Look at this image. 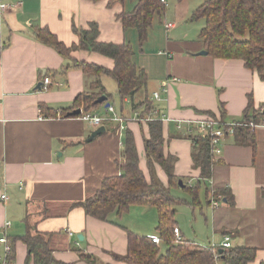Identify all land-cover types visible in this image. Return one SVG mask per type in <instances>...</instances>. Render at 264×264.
<instances>
[{"label":"crops","instance_id":"crops-1","mask_svg":"<svg viewBox=\"0 0 264 264\" xmlns=\"http://www.w3.org/2000/svg\"><path fill=\"white\" fill-rule=\"evenodd\" d=\"M109 1L0 0V237L7 238L16 264H34L27 262L28 248L22 241L28 234L42 235L58 264H123L115 256L127 252L126 231L158 237L146 231L151 221L148 216L157 218L158 224L153 207L133 206L106 222L88 216L80 205L101 188L105 179L121 175L126 129L134 134L140 168L151 181L144 147V139L149 138L146 120L138 119L141 110L134 111L132 105L129 112L121 107L115 114L118 88L116 93L107 92L113 116L101 115L100 109L107 110L105 103L90 112L102 119L98 127L84 121L81 114L69 118L60 114L87 93L91 83L100 81L103 87L102 77H106L86 75L73 67L75 63L111 70L114 61L83 50L64 58L35 38L37 29L46 27L67 47L79 45L73 26L87 29L94 22L99 26L100 42L130 43L127 33L134 29L125 31L118 19L126 11L125 3L109 6ZM2 5L6 9H1ZM167 24L176 29L175 23H166L165 28ZM202 51L206 50L200 41H169L157 57L145 49L138 57L134 51L133 61L146 74L145 96L155 107L152 117L164 119V154L177 158L174 173L183 182L181 188L203 183L209 190L206 195L202 187L197 206L191 205L192 197L185 190V204L204 215L205 202L212 230L220 240L213 244L222 243L229 235L232 247L258 250L251 264H264V123L255 129L254 147L237 143L233 135L222 140V155L215 161L212 177L205 181L200 170L193 167L190 139L200 136L197 125L201 121L238 123L250 101L251 113L264 110V82L242 61L199 55ZM45 77L53 82L46 90L38 87ZM165 83L167 92L161 89ZM155 93L160 94V101L154 99ZM120 101L131 104L129 98ZM41 105L55 110L57 117H45ZM101 126L106 131L87 142ZM155 174L168 185L167 175L158 165ZM219 190L228 192L230 201L215 196ZM2 195L7 200L2 201ZM212 201L218 206L213 207ZM131 215H136L141 226L130 223ZM176 227L188 240L177 221ZM4 252L0 243V257Z\"/></svg>","mask_w":264,"mask_h":264},{"label":"trees","instance_id":"trees-1","mask_svg":"<svg viewBox=\"0 0 264 264\" xmlns=\"http://www.w3.org/2000/svg\"><path fill=\"white\" fill-rule=\"evenodd\" d=\"M99 1V0H93ZM133 9L122 12L118 19L125 31L134 29L137 32L140 46L148 38L155 17L165 12L163 0H132ZM182 1V0H178ZM126 0L109 1V6L115 3L124 4ZM205 21V26L199 34V41L210 56L221 60H239L245 67L255 72L264 82V0H206L192 14L191 21ZM80 42L79 45L67 47L48 28H39L35 38L40 43L54 48L64 58H69L77 50L92 51L112 59L113 69H107L95 64L75 63L86 75L95 77L106 76L115 80L118 95L121 100L129 98L134 111L141 110L138 119H145L149 131V138L144 139V147L148 168L151 173L149 182L140 168L139 154L132 131L126 129L124 135L123 161L120 164L121 175L107 178L101 188L84 203L80 204L86 214L95 219L109 222L111 216H122L133 206L153 207L157 211L158 224L156 234L160 244L153 242L152 237L144 236L132 231L127 232V252L124 256H115L123 264H217L214 254L209 247L183 239L175 242L176 206L184 200L173 195L174 189L181 187L179 178L174 173L177 158L164 154L165 137L163 135L164 122L161 116H153L155 107L146 97L142 102L134 103V95L146 87L147 77L133 61L134 50L130 43L113 44L98 40L99 26L90 23L87 29L73 26ZM133 93V94H132ZM110 95L102 87L100 81L90 84L89 91L79 95L73 106L60 111L62 118L71 117L70 114L78 109L90 113L98 104L101 96ZM252 102L246 110L244 118L238 123H264V110L251 113ZM41 112L47 118L57 117V112L45 105H41ZM214 117V116H213ZM225 118V113H222ZM227 123L225 121H222ZM241 145L255 146V130L237 128L233 135ZM193 167L201 172V180L212 177L213 168L217 164L211 155L210 139L201 136L191 137ZM219 163V162H218ZM164 170L168 178V185L164 186L155 174V166ZM205 188L199 183L196 186L185 187L191 195L192 206L199 204V195ZM225 190L215 192V196L226 197ZM22 241L27 245V262L34 264H58L50 249L49 242L40 234L24 236ZM258 250L249 247H232L221 252V264H251L255 261Z\"/></svg>","mask_w":264,"mask_h":264},{"label":"rangeland","instance_id":"rangeland-1","mask_svg":"<svg viewBox=\"0 0 264 264\" xmlns=\"http://www.w3.org/2000/svg\"><path fill=\"white\" fill-rule=\"evenodd\" d=\"M166 9L165 12L161 14L160 17H155L152 28L149 31V35L147 41L140 46L138 36L136 34V30L127 33V40L131 43L133 50L137 54L138 57L141 55V51L145 49L146 53H150L153 56L157 57V54L160 51H164L166 44L169 41L172 42H198L199 34L201 29L205 26L204 20H199L196 22L191 21V17L193 12L202 5L206 0H164ZM135 5V1L126 0L125 6L126 11H130L133 9ZM166 23H175L176 29L166 30ZM160 59V58H159ZM162 59V58H161ZM103 87L106 92L109 94L116 93L117 85L114 79L102 77ZM148 93V92H147ZM149 93H151L149 91ZM146 89L143 88L141 91L134 95V103L139 100H144L146 97ZM131 102V101H130ZM131 104L129 103H121L120 99L114 95V103L115 114H119L121 111V107H124V110L129 112L131 109ZM101 115L109 117L113 116V113L110 112L109 109H100ZM114 114V116H115ZM133 115V111L132 114ZM105 122L106 120L103 119ZM107 122V121H106ZM177 191L173 192V195L177 199L183 200L188 197V193L181 187L176 189ZM204 204V215H202L201 210L194 209L188 206L187 204L180 202L176 206V221L179 226H183L186 232V238L188 240L194 241L200 246H209L213 243H216L215 239L218 240V237L214 235L212 230V223L210 217V211L208 207ZM153 210H156L155 208ZM155 212V211H154ZM153 216V215H152ZM152 216H148L151 221H149L148 228L146 229L147 233H151L152 235H156V225L157 218H152ZM147 217V219H148ZM130 223L133 225H137L136 223V215H131ZM145 223V222H144ZM143 223V224H144ZM142 224V225H143ZM141 226V224H138Z\"/></svg>","mask_w":264,"mask_h":264},{"label":"built area","instance_id":"built-area-1","mask_svg":"<svg viewBox=\"0 0 264 264\" xmlns=\"http://www.w3.org/2000/svg\"><path fill=\"white\" fill-rule=\"evenodd\" d=\"M164 3V2H163ZM165 4V3H164ZM6 5H2L1 9H6ZM172 24H167L166 28H172ZM53 85L52 80L49 77H45L42 83V89L46 90ZM168 83L163 84L162 91L167 92ZM154 99L160 101V94L155 93ZM112 110V108H110ZM158 114L154 112V115ZM82 118L87 123L91 124L92 126L98 127L102 123V119L97 115H93L92 113H85L84 111L81 113ZM162 121L164 120L161 118ZM249 127L251 130H255L258 125L254 122L250 123H224L221 121H216L214 119L204 120L198 123L197 130L200 133L201 137L209 138L210 139V146H211V155L213 156V160L217 161L220 156L222 155V147L221 143L229 135H234L235 130L237 128H247ZM1 200H7L6 195H2ZM212 206L217 207L218 202L212 201ZM10 223H6V226H9ZM175 233V242L179 243L183 241V237L181 235V231L179 228L174 229ZM152 240L156 244H160V239L158 237H152ZM0 243H3L5 246L4 255L0 257V264H16L11 259L12 249L8 244L7 238L5 236L0 237ZM211 252L214 254V258L217 264H221V252L222 250H228L232 248L231 237L229 235L225 236L222 243L220 244H211L209 246Z\"/></svg>","mask_w":264,"mask_h":264},{"label":"water","instance_id":"water-1","mask_svg":"<svg viewBox=\"0 0 264 264\" xmlns=\"http://www.w3.org/2000/svg\"><path fill=\"white\" fill-rule=\"evenodd\" d=\"M199 55H208L207 51H202L199 53ZM39 88L42 87V84H39L38 86ZM133 94V93H132ZM105 103V107L108 109L111 107V104L108 102V97L107 96H101L98 98V100L96 101V104H104ZM82 113L81 109L75 110L74 112H72L70 114V116H79ZM106 131L105 127L101 126L99 128H97L94 132L91 133L90 137L88 138L87 142H91L93 139H95L97 136H100L101 134H103ZM179 185L184 187L183 182L180 181Z\"/></svg>","mask_w":264,"mask_h":264}]
</instances>
